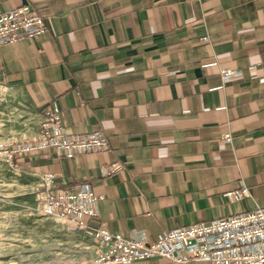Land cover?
Returning <instances> with one entry per match:
<instances>
[{
  "label": "crops",
  "instance_id": "0c3cea01",
  "mask_svg": "<svg viewBox=\"0 0 264 264\" xmlns=\"http://www.w3.org/2000/svg\"><path fill=\"white\" fill-rule=\"evenodd\" d=\"M27 1L46 32L0 46V88L22 128L37 131L55 106L65 133L100 132L108 144L15 165L101 197L90 232L155 243L172 229L264 207V0ZM21 3L0 0V13ZM220 68L237 74L222 82ZM110 165L118 168L104 173ZM231 191L245 197L229 203Z\"/></svg>",
  "mask_w": 264,
  "mask_h": 264
},
{
  "label": "built area",
  "instance_id": "2783aa9c",
  "mask_svg": "<svg viewBox=\"0 0 264 264\" xmlns=\"http://www.w3.org/2000/svg\"><path fill=\"white\" fill-rule=\"evenodd\" d=\"M21 1L18 8L0 13V46L34 39L46 32L43 17L27 0ZM236 74L232 68H220L217 72L222 82H228ZM107 144V138L100 132L80 136L65 133L59 109L52 106L44 112L36 137L20 143L0 144V155L11 164L19 157H32L47 150L71 159L84 152L101 153ZM117 168L110 165L103 170L111 173ZM58 184V178L52 174L40 176L32 190L38 214L60 220L68 228L89 231L87 220L97 218V202L101 197L84 189H70ZM244 197V191L226 194L229 203L240 202ZM90 233L100 246L95 264H127L153 258L174 264H264V207L172 229L155 243L126 238L104 229Z\"/></svg>",
  "mask_w": 264,
  "mask_h": 264
},
{
  "label": "rangeland",
  "instance_id": "374dc122",
  "mask_svg": "<svg viewBox=\"0 0 264 264\" xmlns=\"http://www.w3.org/2000/svg\"><path fill=\"white\" fill-rule=\"evenodd\" d=\"M22 122L23 114L0 88V137L6 131L0 143L33 139L36 127L26 123L22 128ZM19 127L26 138H18ZM30 172L0 155V264H95L100 246L89 231L38 214L32 190L39 178Z\"/></svg>",
  "mask_w": 264,
  "mask_h": 264
}]
</instances>
